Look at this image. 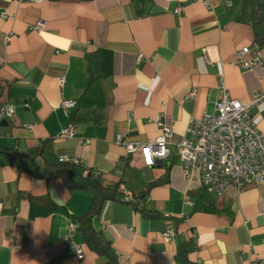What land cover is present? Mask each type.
I'll use <instances>...</instances> for the list:
<instances>
[{
  "label": "crops",
  "instance_id": "crops-1",
  "mask_svg": "<svg viewBox=\"0 0 264 264\" xmlns=\"http://www.w3.org/2000/svg\"><path fill=\"white\" fill-rule=\"evenodd\" d=\"M252 13L246 0H0V105L14 111L0 125V264L107 262L78 232L92 191L34 178L9 151L40 170L76 159L75 182L90 171L117 187L92 219L112 264H264V183L212 193L188 177L178 148L190 121L214 112L220 78L242 103L264 94ZM243 47L262 65L235 66ZM249 113L264 133V100ZM157 120L172 130L169 155L145 167L116 136L154 141ZM69 124L74 136L62 137ZM72 225L81 263L66 244Z\"/></svg>",
  "mask_w": 264,
  "mask_h": 264
},
{
  "label": "built area",
  "instance_id": "built-area-1",
  "mask_svg": "<svg viewBox=\"0 0 264 264\" xmlns=\"http://www.w3.org/2000/svg\"><path fill=\"white\" fill-rule=\"evenodd\" d=\"M39 2L40 0H25ZM39 22L36 29H41ZM252 52L243 47L234 54L235 66L242 70L252 69L262 65L259 52ZM250 55V56H249ZM249 56V58H246ZM219 84V97L215 103L214 112L205 113L200 119L191 120L187 134L191 139L183 140L179 145V159L189 178L196 175L201 183L212 193L220 195L227 186H233L242 191L249 185L264 183V133L259 132L250 116L251 106L264 100V94H255L250 103H242L229 96L222 83ZM76 103L64 102L62 109L74 108ZM26 106V105H25ZM13 108L0 105V120L13 118ZM158 137L151 142L141 144L125 143L122 135L116 136V143L122 145L128 155L139 152L145 167L156 166L166 160L169 155V139L172 130L161 124ZM31 131V127H27ZM74 128L71 124L61 131V136L72 138ZM61 163H79L76 159L59 158ZM77 232V226L70 227L66 244L76 260H83L82 246L74 243L71 238ZM173 237L169 231L166 240Z\"/></svg>",
  "mask_w": 264,
  "mask_h": 264
},
{
  "label": "trees",
  "instance_id": "trees-1",
  "mask_svg": "<svg viewBox=\"0 0 264 264\" xmlns=\"http://www.w3.org/2000/svg\"><path fill=\"white\" fill-rule=\"evenodd\" d=\"M253 6V28L255 32V41L259 45L264 44V0H246ZM10 164L16 166L20 171L29 173L32 177L44 181L60 180L69 191L91 190L92 200L89 211L82 218L78 219V232L82 236L85 245L94 253L107 259L106 264L113 263V256L107 242L104 241L101 234L92 227V219L95 217L104 201L114 200L117 196V187L108 189L102 186L99 176L94 172H87L81 178V182H75L73 176L79 175L74 164L61 163L59 161L45 163L40 170L35 167L31 161L18 155L15 151L6 153ZM183 257V256H182ZM185 262V258L183 257Z\"/></svg>",
  "mask_w": 264,
  "mask_h": 264
},
{
  "label": "water",
  "instance_id": "water-1",
  "mask_svg": "<svg viewBox=\"0 0 264 264\" xmlns=\"http://www.w3.org/2000/svg\"><path fill=\"white\" fill-rule=\"evenodd\" d=\"M0 125H6V120H2L1 122H0ZM158 163H160V162H158ZM157 163V164H158Z\"/></svg>",
  "mask_w": 264,
  "mask_h": 264
}]
</instances>
